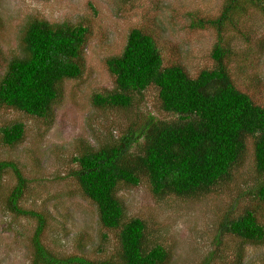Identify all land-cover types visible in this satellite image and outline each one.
<instances>
[{
	"label": "trees",
	"instance_id": "1",
	"mask_svg": "<svg viewBox=\"0 0 264 264\" xmlns=\"http://www.w3.org/2000/svg\"><path fill=\"white\" fill-rule=\"evenodd\" d=\"M250 11L264 18V0H223L214 16L196 20L213 31L215 40L212 66L195 75L177 62L163 63L154 37L140 27H131L120 52L106 57L112 88L93 93L90 102L120 112L129 124L117 137L95 146L81 144L71 158L75 166L70 175L80 194L93 204L99 228L100 241L90 253L79 244L62 254L42 241L47 214L20 205L27 179L15 162L0 160V173L10 172L14 179L3 198L4 209L34 221L29 264H169L172 243L159 238L151 221L128 216L118 189L143 184L155 199L194 198L228 182L247 154L259 177L248 189L255 203L220 217L214 247L199 264H210L212 258L241 264L243 246L264 242V104L236 87L228 69L233 55L230 38L239 35L249 41L250 31L242 25ZM88 32L82 23L27 19L20 29L18 54L6 61L0 75V107L48 126L64 81L82 74ZM149 87L168 118L134 110ZM24 132L21 121L0 125V143L12 147ZM76 239L85 242L83 235Z\"/></svg>",
	"mask_w": 264,
	"mask_h": 264
},
{
	"label": "rangeland",
	"instance_id": "2",
	"mask_svg": "<svg viewBox=\"0 0 264 264\" xmlns=\"http://www.w3.org/2000/svg\"><path fill=\"white\" fill-rule=\"evenodd\" d=\"M223 0H0V75L6 61L18 54V38L24 22L41 18L56 23H82L88 27L83 49L84 68L80 77L65 80L62 94L53 106V119L41 120L0 107V125L21 121L23 139L12 147L0 143V160L15 162L27 179L20 205L42 209L47 223L42 241L67 254L79 244L95 250L99 228L95 209L79 192L70 175L71 158L81 144L95 146L117 137L129 124L127 116L94 107L90 96L112 88L105 67L106 57L120 52L131 27H140L154 37L163 63L177 62L190 75L212 66L210 50L213 31L196 20L214 16ZM242 28L250 31L249 41L239 35L230 38L233 55L228 69L236 87L264 104V18L250 11ZM262 41V47H260ZM142 114L168 118L157 107L156 92L147 88L134 108ZM259 177L253 172L250 154L228 182L190 199L174 196L153 198L146 187H121L128 216L151 221L159 238L172 243L169 264H199L213 249L216 223L226 212L235 215L255 201L248 189ZM14 183L10 172L0 173V264H29L32 219L14 216L3 207V198ZM261 215L264 217V207ZM84 236V243L76 239ZM112 233L107 241L112 244ZM109 245V244H108ZM241 264H264V242L243 246ZM227 256V260H231ZM210 264H224L212 258Z\"/></svg>",
	"mask_w": 264,
	"mask_h": 264
}]
</instances>
